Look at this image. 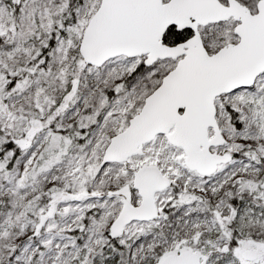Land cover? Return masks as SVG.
Wrapping results in <instances>:
<instances>
[{"label":"snow or ice","instance_id":"1","mask_svg":"<svg viewBox=\"0 0 264 264\" xmlns=\"http://www.w3.org/2000/svg\"><path fill=\"white\" fill-rule=\"evenodd\" d=\"M0 264H264V0H0Z\"/></svg>","mask_w":264,"mask_h":264}]
</instances>
